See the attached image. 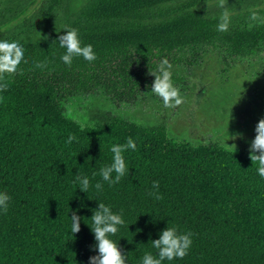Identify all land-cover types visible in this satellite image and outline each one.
Listing matches in <instances>:
<instances>
[{
    "label": "trees",
    "instance_id": "16d2710c",
    "mask_svg": "<svg viewBox=\"0 0 264 264\" xmlns=\"http://www.w3.org/2000/svg\"><path fill=\"white\" fill-rule=\"evenodd\" d=\"M147 1L0 0V39L20 41L25 52L17 71L0 74V190L11 197L0 214V264H88L96 252L85 223L96 200L125 220L110 238L126 264H139L145 252L155 255L149 239L167 225L190 231L193 244L183 259L164 264H264V179L249 151L177 141L165 125L105 117L82 126L65 115L64 104L76 93L137 102L165 58L172 69H193L215 56L223 72L238 65L264 70L261 11L229 20L221 32L219 18H200L201 0H189L163 16L164 23L178 20V30L139 37L162 18L159 3ZM108 5L112 11L101 10ZM66 28L78 30L82 46H93L95 61L75 58L71 67L60 61L64 50L56 40ZM171 81L182 80L171 74ZM128 137L137 145L123 154L129 174L99 192L90 187L89 199L76 190L78 170L95 184L99 169L111 163L110 146ZM153 181L159 200L148 195ZM77 209L82 219L73 235L69 216Z\"/></svg>",
    "mask_w": 264,
    "mask_h": 264
},
{
    "label": "rangeland",
    "instance_id": "374dc122",
    "mask_svg": "<svg viewBox=\"0 0 264 264\" xmlns=\"http://www.w3.org/2000/svg\"><path fill=\"white\" fill-rule=\"evenodd\" d=\"M189 0H149L147 5L159 3L157 26L139 37L178 30V20L164 23L163 16L173 7ZM197 8L200 18H220L227 12L228 19L264 13V0H201ZM101 10L113 8L101 6ZM264 20V14H263ZM253 67V66H252ZM181 77L173 86L181 98L179 105L164 107L163 101L150 91L133 104H115L103 92L76 93L64 104L65 115L82 126L94 124L105 117H116L143 127L165 125L171 139L193 145L219 143L228 149L250 151L256 136L257 123L264 119V70L247 65L223 66L215 56L193 69H169ZM187 81L185 84L184 81Z\"/></svg>",
    "mask_w": 264,
    "mask_h": 264
},
{
    "label": "clouds",
    "instance_id": "9594fccd",
    "mask_svg": "<svg viewBox=\"0 0 264 264\" xmlns=\"http://www.w3.org/2000/svg\"><path fill=\"white\" fill-rule=\"evenodd\" d=\"M229 19L227 12L223 13L216 25L217 31H226L228 29ZM59 42V48L63 49L60 55V61L66 66L71 67L75 58H82L89 63L97 59L96 53L91 44L81 45L78 30L75 28H66L56 40ZM25 56L23 45L20 41H9L0 39V74L5 72H15L21 64ZM47 61L37 62V68H43ZM171 65L165 58L158 66V72H151L155 76V80L151 85V92L160 97L164 107L179 105L181 98L178 96L177 89L171 81V73L169 71ZM256 136L250 144V159L256 165V173L264 179V119H261L256 126ZM73 137L70 135L67 142L71 143ZM136 151L137 145L135 141L128 137L124 144H112L109 151L112 153L111 163L99 169L100 180L90 185L87 176L79 174L74 175L73 183L77 185L80 192L87 194L90 187L95 188L98 192L103 189L106 183L108 187L118 184L123 177L129 174V168L126 164L124 153L127 151ZM257 153H259L257 155ZM95 175V174H94ZM152 189L148 195L156 200L161 199L159 192V181L152 182ZM89 199V197H88ZM10 195L0 190V214L7 213L10 207ZM94 209H90L92 215L85 223L89 226L94 238V245L91 250L96 255L90 256L88 264H126L127 256L122 253L119 245L111 239L117 234L120 227L125 225V220L120 213L113 212L111 206L106 205L100 200ZM81 208L86 205L81 203ZM79 209L72 212L69 225L70 234H76L80 231L81 216L78 214ZM148 244L152 249L156 250V254L145 252L139 257V264H164L165 261L171 262L175 259H183L190 251L193 240L192 233L180 232L176 227L166 228L158 233L157 239H149Z\"/></svg>",
    "mask_w": 264,
    "mask_h": 264
}]
</instances>
